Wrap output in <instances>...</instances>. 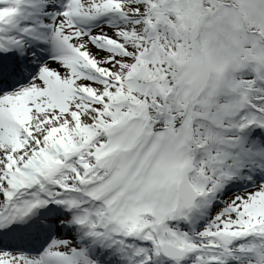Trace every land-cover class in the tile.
Masks as SVG:
<instances>
[{
	"label": "snow or ice",
	"instance_id": "obj_1",
	"mask_svg": "<svg viewBox=\"0 0 264 264\" xmlns=\"http://www.w3.org/2000/svg\"><path fill=\"white\" fill-rule=\"evenodd\" d=\"M0 264H264V0H0Z\"/></svg>",
	"mask_w": 264,
	"mask_h": 264
}]
</instances>
